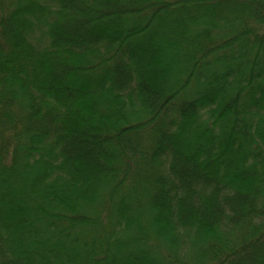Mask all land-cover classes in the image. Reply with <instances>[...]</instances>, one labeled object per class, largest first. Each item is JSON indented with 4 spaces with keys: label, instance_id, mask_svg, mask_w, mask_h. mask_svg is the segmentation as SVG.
<instances>
[{
    "label": "trees",
    "instance_id": "1",
    "mask_svg": "<svg viewBox=\"0 0 264 264\" xmlns=\"http://www.w3.org/2000/svg\"><path fill=\"white\" fill-rule=\"evenodd\" d=\"M0 264H264V0H0Z\"/></svg>",
    "mask_w": 264,
    "mask_h": 264
}]
</instances>
